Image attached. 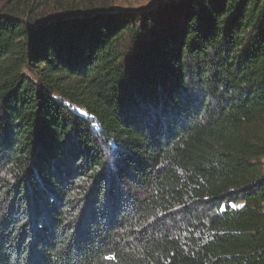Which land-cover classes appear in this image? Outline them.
<instances>
[{
    "label": "trees",
    "instance_id": "trees-1",
    "mask_svg": "<svg viewBox=\"0 0 264 264\" xmlns=\"http://www.w3.org/2000/svg\"><path fill=\"white\" fill-rule=\"evenodd\" d=\"M36 1L0 13V264H264V0Z\"/></svg>",
    "mask_w": 264,
    "mask_h": 264
},
{
    "label": "rangeland",
    "instance_id": "rangeland-1",
    "mask_svg": "<svg viewBox=\"0 0 264 264\" xmlns=\"http://www.w3.org/2000/svg\"><path fill=\"white\" fill-rule=\"evenodd\" d=\"M11 0H0V13H6L8 10L12 9L13 4H10ZM165 0H37L31 10V14H22L18 12L19 16L24 18L23 20L31 16V20L44 21L55 17L58 13L62 11L61 7L67 5V3L73 6H86L88 7L92 4V7L97 9L111 7L112 10H120L126 8L132 9H146L153 5H157ZM28 12V11H25ZM264 162V161H263Z\"/></svg>",
    "mask_w": 264,
    "mask_h": 264
},
{
    "label": "water",
    "instance_id": "water-1",
    "mask_svg": "<svg viewBox=\"0 0 264 264\" xmlns=\"http://www.w3.org/2000/svg\"><path fill=\"white\" fill-rule=\"evenodd\" d=\"M179 0H165V1H162V3H166V4H173V3H176L178 2Z\"/></svg>",
    "mask_w": 264,
    "mask_h": 264
}]
</instances>
